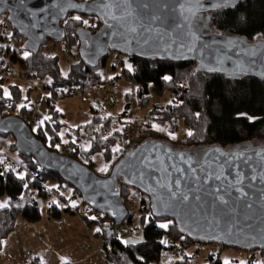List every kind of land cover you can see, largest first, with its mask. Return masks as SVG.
<instances>
[{
    "label": "water",
    "instance_id": "water-1",
    "mask_svg": "<svg viewBox=\"0 0 264 264\" xmlns=\"http://www.w3.org/2000/svg\"><path fill=\"white\" fill-rule=\"evenodd\" d=\"M240 1L0 0V16L7 15L25 39L24 48L32 53L49 40L64 39L61 22L69 13L98 17L102 27L95 34L78 31L79 56L92 68L117 52L195 62L200 72L233 79L264 80V39L250 42L211 27L214 11ZM0 135H12L19 153L57 173L81 193L86 205L118 225L129 213L121 198L122 183L148 195L155 217L173 219L195 241L246 251L264 249V143L185 149L147 139L129 149L111 174L102 177L74 158L50 151L23 119L3 116L1 107ZM126 241L127 246H136L144 237L129 236Z\"/></svg>",
    "mask_w": 264,
    "mask_h": 264
},
{
    "label": "trees",
    "instance_id": "trees-1",
    "mask_svg": "<svg viewBox=\"0 0 264 264\" xmlns=\"http://www.w3.org/2000/svg\"><path fill=\"white\" fill-rule=\"evenodd\" d=\"M3 16L5 19L2 24H10L7 15ZM76 16L81 19H74ZM61 26L65 29V37L61 42L68 49H79V29L95 34L102 24L96 16L72 12L61 22ZM211 27L215 32L245 37L250 42L264 39V0H242L235 7L214 11ZM12 30V37H17L15 40L22 43L24 39L15 29ZM47 43L37 52L27 51V56L19 57L18 53L10 49L8 63L14 69L18 66L25 79L33 83L44 82L46 115L36 114L29 95L34 87L24 91L19 84L0 77L2 115L20 117L50 151L70 156L93 171V156L101 153L105 161L103 169L106 170L95 171L99 176L111 174L114 165L132 148L134 140L140 144L147 139L169 138L147 124L132 141L130 133L135 125L129 116L134 97L138 106H152L150 121L169 126L171 132H176L182 123L187 132L185 146L181 140H164L174 147L180 144V148L199 149L211 145L232 147L247 142H264V80L256 77L233 79L223 74L200 72L195 62L161 61L136 56H127L128 64L122 58L120 62L119 77L136 86L135 92L125 95L124 112L114 115L101 99L92 97L86 120L77 125L69 124L64 119V113L57 108L58 101L85 94L95 85L100 86L102 80L99 69L106 60H102L97 68H92L79 57L64 71L60 56L47 51ZM166 91L172 94L171 102L152 105V97ZM36 115L39 118L35 121ZM64 127L67 128V141L62 135ZM11 147L16 149L15 141ZM117 148L119 151H115ZM21 156L23 160L17 166L10 157L0 152V197L7 199L6 206L0 207V253L4 241L15 230L20 217L28 222L39 221L42 218V202L46 201L48 218L58 219L64 211L74 212L76 209L69 205L65 196L68 188H71L72 196H81L57 173L41 168L33 157ZM120 188L122 201L129 211L123 224H130L139 212L142 225L140 235H143L144 241L136 246H127L110 228L100 229L95 235L103 238L102 252L108 264H188L191 258L188 250L194 244L206 243L195 241L182 233L173 219L155 217L150 197L139 189L122 183ZM87 207V211L96 212ZM83 219L88 227L98 221L91 219L87 213ZM165 223L168 224L167 228L159 226ZM174 247L177 257L164 261ZM259 251L264 257V249ZM210 258L207 264H224L219 257ZM247 264L261 262L251 260Z\"/></svg>",
    "mask_w": 264,
    "mask_h": 264
},
{
    "label": "rangeland",
    "instance_id": "rangeland-1",
    "mask_svg": "<svg viewBox=\"0 0 264 264\" xmlns=\"http://www.w3.org/2000/svg\"><path fill=\"white\" fill-rule=\"evenodd\" d=\"M4 19L5 17L1 15L0 40L1 34L5 35L4 37H11L13 34L11 24H2ZM4 27H6V32L2 33ZM22 46L24 49V56L25 53H27V50L24 48L23 44ZM1 47L0 77L9 79L10 83L19 84L24 91H27L29 87H34L29 95L34 102L36 114H41V116L46 115V112L44 111L45 101L43 100V95L46 93L44 82L33 83L25 79L20 74V68L17 65L16 69H14L12 65H9L10 48L8 49L3 44ZM47 47V51L56 53L60 56V64L64 71L68 69L72 62L79 58L77 57V55L79 56V49L77 47L68 49L61 41L56 42L55 44L53 41H49ZM121 58L124 60L125 64H128L129 61L126 55L117 52H110L105 65L101 66L99 69L102 80L100 86L99 84L95 85L85 94H76L73 97L58 101L57 108L64 113V119L69 124L77 125L86 120L92 97L94 99H101L104 104L108 106V111L114 115L124 112L126 109L125 95L135 92L136 86L134 83L119 77ZM5 69L7 70L6 72ZM171 100L172 94L169 91H166L162 95H154L152 97V105L166 104L171 102ZM151 107L152 106L140 107L137 105L135 97L132 99L129 120L134 123L135 126L131 129L130 137L136 139L137 132L141 131V129L145 128L148 124L169 137L162 138V140H181L183 144L187 132L182 123L180 122L179 128L176 132H171L169 126H163L149 120V111ZM38 118L39 117L36 115L35 121ZM62 135L64 141H67L66 127L63 128ZM14 141L15 139L12 135H0V142L4 144L2 153L10 157L13 164L18 166L23 160V157L17 149L11 147V143ZM136 144H138V142L134 140L132 148H134ZM183 145L185 146V144ZM75 147H77V145ZM175 147L180 148V144L175 145ZM93 160L95 162L94 170L96 172H99L105 167V161L101 153H95ZM65 196L68 198L69 205L76 207L75 213L64 211L58 219L48 218L46 213L47 203L46 201H43L41 205L42 218L39 221L28 222L21 217L18 219L15 229L20 252L23 260H25V264H52V261L55 258L63 259L70 264H108L101 252L102 238L94 236L96 229H103L106 227L98 220L97 222H94L90 228H87L83 221V215L86 213L91 217H96V214L101 215V213L97 211L96 213L92 210L87 211L88 207L83 203L82 197L79 194L72 196L71 188H68L65 192ZM104 216L109 218L106 215ZM28 225L31 227V235H27L30 232ZM112 226L121 231L122 238L120 239L124 241L129 236L140 237L142 225L139 218V212L136 213V216L130 224L118 225L112 220L111 227ZM39 236H41V238ZM188 254L191 256L188 264H207L211 259V256L214 258L219 257L224 264L225 262H227V264H247L248 261L251 260H257V262L260 261L261 264H264V257H262L259 250L246 251L233 247H222L218 244H194V246L188 250ZM173 257H177L175 247L169 251L168 256L164 258V261Z\"/></svg>",
    "mask_w": 264,
    "mask_h": 264
},
{
    "label": "crops",
    "instance_id": "crops-1",
    "mask_svg": "<svg viewBox=\"0 0 264 264\" xmlns=\"http://www.w3.org/2000/svg\"><path fill=\"white\" fill-rule=\"evenodd\" d=\"M6 204H7V199L5 197H0V205H6ZM75 212L76 211H74L72 213H75ZM83 221H84V219H83ZM84 223H85V221H84ZM85 225H86V223H85ZM28 226L30 228V232L27 235H31L32 234L31 233V227H30V225H28ZM87 228H90V227L87 226ZM96 232L97 231L94 232V236L97 238H101V237H98L95 235ZM16 234L17 233H16V229H15L9 235V237L4 241L3 248H2V251L0 253L1 254L0 264H25V260H23L21 252H20L18 237ZM39 237L41 238V236H39ZM102 245H103V238H102ZM101 252H102V249H101ZM52 264H70V263H67L63 259L55 258L52 261Z\"/></svg>",
    "mask_w": 264,
    "mask_h": 264
},
{
    "label": "built area",
    "instance_id": "built-area-1",
    "mask_svg": "<svg viewBox=\"0 0 264 264\" xmlns=\"http://www.w3.org/2000/svg\"><path fill=\"white\" fill-rule=\"evenodd\" d=\"M6 26V25H5ZM6 27H4V29H2V33L6 32L5 30ZM3 36V37H2ZM5 35L1 34V40L0 43H2L3 45H5L8 49L10 48L13 52L18 53L20 56H23V46L24 45V41L22 43L17 42L12 36L11 37H4ZM77 57H80L77 55ZM6 68V67H4ZM7 70L5 69V72ZM134 138V137H133ZM132 139V138H131ZM134 139H132L133 141ZM134 142V141H133ZM4 149V144H0V152H3ZM97 220H99L103 226H105L106 228H110L115 234L117 238H122L121 237V231L119 229H117L116 227H111L112 225V220H110L109 218L105 217L103 214L101 215H97L95 217Z\"/></svg>",
    "mask_w": 264,
    "mask_h": 264
},
{
    "label": "snow or ice",
    "instance_id": "snow-or-ice-1",
    "mask_svg": "<svg viewBox=\"0 0 264 264\" xmlns=\"http://www.w3.org/2000/svg\"><path fill=\"white\" fill-rule=\"evenodd\" d=\"M74 19H76V20H80L81 18L79 17V16H76ZM85 24H87L88 23V21H83ZM28 54L27 53H25V56H27ZM165 79H168V77H165ZM249 119L251 120L252 118L251 117H249ZM189 135H192V133L191 132H189L188 133ZM115 151H119V149L117 148V149H115ZM104 170H106V169H101V171H104ZM217 178H219V177H217ZM21 179H23V177H21ZM177 184H179V181H177ZM25 187H26V185H25ZM184 199H187V196H185L184 197ZM220 199L222 200L223 198L222 197H220ZM4 206H6V205H0V207H4ZM91 219H95V217H91ZM161 228H167L168 227V224H160L159 225ZM96 231H100V229H96ZM125 243H128L127 241L125 242ZM225 264H227V262H225Z\"/></svg>",
    "mask_w": 264,
    "mask_h": 264
}]
</instances>
